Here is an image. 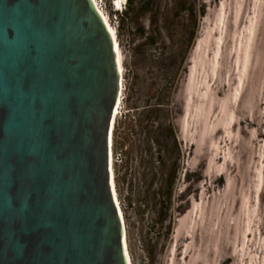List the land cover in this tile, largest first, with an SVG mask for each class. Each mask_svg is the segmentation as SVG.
Wrapping results in <instances>:
<instances>
[{
    "label": "water",
    "instance_id": "95a60500",
    "mask_svg": "<svg viewBox=\"0 0 264 264\" xmlns=\"http://www.w3.org/2000/svg\"><path fill=\"white\" fill-rule=\"evenodd\" d=\"M123 92L96 0H0V264H131L112 139Z\"/></svg>",
    "mask_w": 264,
    "mask_h": 264
},
{
    "label": "rangeland",
    "instance_id": "374dc122",
    "mask_svg": "<svg viewBox=\"0 0 264 264\" xmlns=\"http://www.w3.org/2000/svg\"><path fill=\"white\" fill-rule=\"evenodd\" d=\"M129 1L122 0L120 8H116V0H97L115 32L122 66L124 92L112 139L131 264H218L210 184L215 167L233 163L232 156L226 155L220 145L219 136L213 139L209 133L200 140H192L188 146L192 147L191 152H184L183 145L178 157L173 142L164 137L160 143L155 141V130L160 132L159 124L168 117L165 108L158 112L161 121H156L154 126L152 121L147 120L142 126L135 121L130 131L123 127V121L127 112L133 120L134 116L143 114L147 103L167 101L166 89L172 79L158 74L151 62L152 54L160 51H172L177 55V65H181L173 80V91L177 86L183 87L185 128L190 129L198 115V99H223L227 94V75L218 72L219 64L214 56L216 46L221 44L223 0H188L187 6L193 5V14L191 10L183 11L178 19L172 13L170 28L162 33L164 41L159 38L155 45H150L146 38L151 14L144 7L150 0H135L132 5ZM203 1L209 11L206 17L200 9ZM192 31L189 44L184 43L182 35L187 37L189 33L190 37ZM185 66H189L188 75ZM257 138L256 132L247 133L251 159L263 157L260 149L264 139ZM160 150L168 159L165 174L171 171L175 159L179 163L170 207L160 202L163 191L156 160ZM188 162L192 163L190 177L185 172ZM239 187L238 180L236 189ZM239 210L233 213L223 242L233 255L231 264H264V224L259 225L256 211L250 214L248 207ZM179 229L184 232L181 240Z\"/></svg>",
    "mask_w": 264,
    "mask_h": 264
},
{
    "label": "trees",
    "instance_id": "16d2710c",
    "mask_svg": "<svg viewBox=\"0 0 264 264\" xmlns=\"http://www.w3.org/2000/svg\"><path fill=\"white\" fill-rule=\"evenodd\" d=\"M187 1L166 0L164 5L163 0H150L146 3L144 8L151 14L150 31L146 35L150 45H155L159 38L164 41L162 33L168 32L172 13L178 19L183 11L191 10L193 14V5L187 6ZM222 2L224 21L222 31L219 33L221 44L216 46L214 56L219 64L218 72L227 75V94L222 100L216 97L198 99L197 109L195 108L198 115L194 117L191 128H185V117L182 116L186 105L183 100V87L177 86L173 91V80L181 65H177V55L172 51H160L152 54L151 62L158 74L160 73L165 79H172L171 86L166 89L167 101L147 103L143 114L134 116L133 120L130 112H127L123 127L131 131L133 122L136 121L142 126L147 120L154 122V126L156 121H161L158 112L165 108L168 117L166 122L159 124L160 132L155 130V141L160 143L161 138L164 137L168 142H173L178 149V157L181 155L183 145H185L184 152H191L192 147L188 146L192 140H200L209 133L214 137L213 139L219 136L220 145H223L226 155L232 156L233 163L221 168L215 167L209 193L210 195L213 193L212 203L218 238L216 259L218 264H231L233 255L223 242L228 235L233 213L237 209L242 211L248 207L250 214L255 211L258 214L259 225L264 224V142L260 149L263 157L251 159L250 144L247 141L249 132H256L257 140L264 139V0H223ZM133 3L135 0L129 1L130 5ZM200 9L203 17H206L209 11L204 1ZM193 34L192 31L190 37L189 33L187 37L182 35L185 39L184 43L189 44ZM184 70L188 75L189 66H185ZM144 113L147 114L144 116ZM247 126L249 129L246 128ZM156 160L159 162L158 172L163 191L160 202L165 207H170L173 203L179 163L175 159L171 164V171L165 174L168 159L163 155L162 150L158 152ZM191 167L192 163L188 162L185 170L188 177ZM238 180L240 187L236 189ZM178 231V238L181 240L184 232L182 229Z\"/></svg>",
    "mask_w": 264,
    "mask_h": 264
},
{
    "label": "bare ground",
    "instance_id": "6f19581e",
    "mask_svg": "<svg viewBox=\"0 0 264 264\" xmlns=\"http://www.w3.org/2000/svg\"><path fill=\"white\" fill-rule=\"evenodd\" d=\"M97 1V0H96ZM121 1L122 0H116V2H115V6H116V8H120V5H121ZM105 15V14H104ZM106 17V16H105ZM106 19H107V17H106ZM107 22L109 23V21H108V19H107ZM109 26L111 27V25H110V23H109ZM111 29H112V27H111ZM112 31H113V29H112ZM113 33H114V35H115V32L113 31ZM115 38H116V36H115ZM116 45H117V39H116ZM117 50H118V53H119V49H118V47H117ZM119 61H120V64H121V59H120V53H119ZM121 70H122V66H121ZM119 113V108H118V112H117V114ZM117 116V115H116ZM115 121H116V118H115ZM114 125H115V122H114ZM114 125H113V128H114ZM112 128V129H113ZM123 217H124V214H123ZM124 223H125V220H124ZM126 227V226H125ZM127 238V237H126ZM128 245V244H127ZM130 258V257H129Z\"/></svg>",
    "mask_w": 264,
    "mask_h": 264
},
{
    "label": "built area",
    "instance_id": "2783aa9c",
    "mask_svg": "<svg viewBox=\"0 0 264 264\" xmlns=\"http://www.w3.org/2000/svg\"><path fill=\"white\" fill-rule=\"evenodd\" d=\"M102 8V7H101Z\"/></svg>",
    "mask_w": 264,
    "mask_h": 264
}]
</instances>
